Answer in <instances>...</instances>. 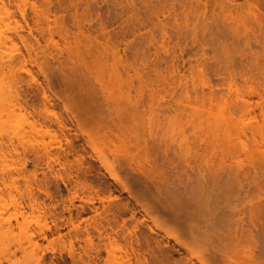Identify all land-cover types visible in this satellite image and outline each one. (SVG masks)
Returning <instances> with one entry per match:
<instances>
[{"label": "rangeland", "instance_id": "obj_1", "mask_svg": "<svg viewBox=\"0 0 264 264\" xmlns=\"http://www.w3.org/2000/svg\"><path fill=\"white\" fill-rule=\"evenodd\" d=\"M5 1L32 49L4 38L14 61L0 62V95L16 91L27 109L0 108L11 120L0 122V220L34 236L41 262L8 241L1 264H137L126 247L150 264H209L192 230L194 202L205 189L214 198L230 189L242 204L261 195L264 130L256 141L219 132L205 152L174 102L209 106L211 90L221 101L233 81L264 93V0ZM13 24L6 19L8 36ZM75 37L93 45L75 49L65 41Z\"/></svg>", "mask_w": 264, "mask_h": 264}, {"label": "bare ground", "instance_id": "obj_2", "mask_svg": "<svg viewBox=\"0 0 264 264\" xmlns=\"http://www.w3.org/2000/svg\"><path fill=\"white\" fill-rule=\"evenodd\" d=\"M23 1L29 3V0ZM0 2V62L12 64L14 61L13 53L11 52L6 57L4 56L6 51L3 48L6 45V40H8L9 44L14 45V41L20 39L23 46L28 50V54H30L29 52L32 48L27 44V40L21 36L19 32L20 23L16 15L10 10V4L5 0H0ZM31 6L38 20L46 15L35 2ZM18 9L20 16L25 20L26 10L20 7ZM10 18L14 24L8 29L10 30L8 36V33H4V27L6 19ZM238 18L242 19V17ZM51 41L58 48L59 42L55 41L53 37H51ZM65 41L75 49L93 45L92 41L83 40L80 37H75L74 39L66 38ZM102 45L110 46L109 43ZM31 77L34 78V75H31ZM195 83L194 81L193 84L195 85ZM200 83L203 86L210 85L205 79H201ZM185 85L183 88L187 89V84ZM145 87L153 95L160 93L153 83H146ZM196 87L195 85L194 88ZM103 91L109 96L113 94L108 87H103ZM254 93L260 99L257 106L259 114H256V107H254L251 98V94ZM0 97V108L6 106L12 112H14V108H18L20 111L27 109L16 91L1 93ZM45 97L49 100L46 93ZM174 103L176 111L183 113L182 116L185 115V124L196 130L194 131L192 143L200 142L205 152L210 148L211 141L219 137V132H222L227 137H232L237 132L244 135L250 133L256 141L255 132L264 130V93H260L253 87L250 90H246L236 81L230 84L229 95L221 101H218L211 90L209 106L203 102H195L189 96L180 101L175 100ZM7 117L12 118L13 114H9ZM58 121L63 126L60 118H58ZM0 122L3 125H10L11 120H3L1 116ZM7 132L12 139L19 138L21 135L20 127L11 128ZM238 138L242 142L243 147L247 149L246 144L239 136ZM3 140L0 134V144H2ZM48 155H50V152H48ZM106 171L112 179L118 180L117 175L110 166L106 165ZM11 189L19 191L18 186L14 182L11 185ZM20 194L22 196L23 192H20ZM29 196L30 200H32V211H39L40 204L31 197V194ZM194 209V221H191L192 230H194L197 245L208 251L209 264H264V189H262L261 195L256 200H249L247 204L235 203L234 194L231 193L230 189L225 190L217 198H214L211 191L209 192L205 189L202 190L200 200L194 202ZM41 233L45 235L44 231ZM8 241H15V244L24 253L41 262V259L36 258V253L34 252V248L37 247L34 236L27 231L22 233L20 237L15 236L14 226L10 222L0 220V245L2 246V252L8 250L5 248ZM243 242L249 243V246L247 248L246 246L241 247L240 243ZM223 243L224 246L220 247L219 245ZM25 244L28 245L27 249ZM109 245L112 246V242ZM125 255L129 261L131 257H136L137 264H150L144 253L140 251L134 253L132 248L126 247ZM198 259L202 264H206L201 257H198Z\"/></svg>", "mask_w": 264, "mask_h": 264}]
</instances>
